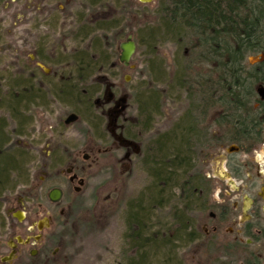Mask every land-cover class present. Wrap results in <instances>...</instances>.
<instances>
[{
  "label": "trees",
  "instance_id": "trees-1",
  "mask_svg": "<svg viewBox=\"0 0 264 264\" xmlns=\"http://www.w3.org/2000/svg\"><path fill=\"white\" fill-rule=\"evenodd\" d=\"M78 3L82 8L105 4L109 12L104 18H111L105 20L91 16L86 19L84 10L77 14L74 34L77 40L84 41V45L73 47L65 59L61 63L59 61V78L51 91L60 100L70 99L73 104L70 111L77 112L79 118L84 117V111L92 114V118L87 119L90 130L99 132L101 119L94 110L95 93L99 90L94 77L111 66L122 65L111 64L110 55L115 53L117 40L127 34L125 31L132 34L136 50L143 51L146 78L129 92L128 99L135 108L133 131L140 147V162L150 174V186L142 196H136L124 207L127 246H124L122 254L125 264H144L150 256L159 257V264H185L178 250L182 246L189 248L194 245L202 232L197 222L199 203L192 188L187 187L194 184V158L190 151L195 145L193 124L181 123L176 118L169 130L154 135L147 133L154 129L152 118L156 112H162L158 101L160 95L166 102L181 104L183 90L189 92V98L209 99L210 94L192 95L190 91L215 87L247 88L244 82L235 87L227 83L226 77L235 72L238 61V50H232L230 43L247 49L250 42L262 41L264 0H157L153 20L144 21L135 30L129 28L133 4L127 0H78ZM109 31L111 35L107 34ZM241 33L245 34L244 39L239 37ZM167 44L174 45L177 54L180 53L179 59L186 63L174 57L173 71L164 76L165 68L157 57ZM214 78L218 80V86ZM157 81L165 82V86L158 88ZM22 87L31 90L28 82ZM10 88L13 94L4 95V108L20 125L21 118L16 115L21 108L19 103L25 101L22 97L31 100L33 95L30 91L19 94V85L13 83ZM35 93L38 95L40 92ZM207 103L210 104L209 101ZM192 104L197 102L192 101ZM4 124L0 123V146L5 135ZM19 127L6 132L16 134ZM128 134L131 137V132ZM6 145L3 143L0 147V189L5 185L11 168H16L20 161L14 153H5L13 144ZM209 263L228 264L219 258Z\"/></svg>",
  "mask_w": 264,
  "mask_h": 264
},
{
  "label": "rangeland",
  "instance_id": "rangeland-1",
  "mask_svg": "<svg viewBox=\"0 0 264 264\" xmlns=\"http://www.w3.org/2000/svg\"><path fill=\"white\" fill-rule=\"evenodd\" d=\"M68 1L66 18L63 16V5L57 0H14L3 6L0 3V32L3 31L0 41L4 43V47H2V44L0 46V77L7 76L10 80L13 77H17L16 66L10 64V60L15 58V55L19 54L20 51L21 53L23 52L21 59L26 60L27 55L33 54L31 47L39 39L42 40L46 47L50 43V45H54L56 42L57 53H55V58L57 56L62 60L65 59L73 47H82L84 41L82 39L77 40L76 34H74V23L76 22L77 14L83 10L86 14V19L89 17L97 19L106 18L105 20L111 18L109 16L104 18L109 12L105 4L97 5L94 8H82L78 2L70 3L71 1ZM127 1L130 5L133 4L131 12L132 20L130 21L129 28L131 27L135 30L140 25L142 26L144 21L149 22L153 20L157 0H151L146 3H141L138 0ZM61 22L65 24L61 25ZM125 33L127 34L118 39L116 45H114L115 53L110 55L111 64L119 63L117 60L119 43L127 35L132 36L127 31ZM107 34L111 35L112 32L109 31ZM41 57L44 58V56ZM174 57H178L179 59L180 53L177 54V50L172 44L165 45L161 49L160 54H158L157 60H161L162 66L165 68V71H163L164 76L173 71L174 62H176L173 60ZM45 59L49 62L48 65H53L56 62V59L52 62L48 58ZM179 60L182 63H186L185 60ZM144 61L143 51L137 49L129 62L132 67L117 64L105 71H101V73L98 72L94 77L95 82L98 83L97 87L99 90L95 93L97 94L95 96L99 97L96 99V104L97 102L98 105L107 104L104 98L108 89L113 91L116 96L126 97L128 100L130 91L135 88L139 81L146 78V73H144L143 69ZM126 76L129 77L128 81H125ZM20 83L17 80L13 82L15 86L19 85L21 87ZM45 83L47 84V82ZM155 83L158 88L165 86V82L162 81ZM0 88L3 89V87ZM1 94L0 123H5V132L6 130H13V127L20 126L19 132L17 131L14 136L4 137L7 141L4 143L5 145L13 144V147H8L5 150V153H14L19 156L17 161H20L15 166L16 168L13 167L9 171L8 179L5 181L7 189L1 188L0 195L4 194V196L13 197L24 192H29L28 205L35 207L39 203L37 206L48 210L51 206L43 201L46 200L49 189L56 186L63 191L62 202H60L56 209L66 210L65 216L58 217V221L53 223L48 230L44 231L47 243H50L51 240V243H54L48 252L50 254L52 251L55 258H51V262H43L41 260L44 259L41 256H25L23 264H125V256L122 254L124 246H127L124 238V207L130 200L133 201V198L136 196H142L144 191L150 186V174L144 169L139 155L134 156L137 148L129 151L133 153L132 161L128 158H123L124 156H119L120 151L124 150V146L119 143L118 136L112 133L113 125L110 122L109 116H107V119L103 123V130L105 131L103 135L106 137L101 140L93 139L89 123L87 122V119L92 118V114L88 112L84 111V117L80 116L79 120L75 123L65 125L64 127L58 124L60 118H66L73 104L70 99L68 101L65 98L58 99L57 94H54L52 97L34 95L32 99L30 98L31 100L25 96L22 97L25 101L19 103V107L21 108L16 115L21 118V123L17 125L16 121L12 120L6 112L4 108L6 102L5 96ZM163 100L164 97L160 95L158 101L159 107H162V110H160L163 114L162 112H156L154 118H152L154 129L147 134L154 135V133L165 129V126L168 124L165 123L163 118L164 112L165 114H169L177 112L179 109V102H166L165 99L164 102L166 103L164 105ZM128 103V114H135V108L132 105L131 99H129ZM40 105L44 106L40 107ZM99 111L96 110L100 114ZM54 142L57 143L59 148L67 147L73 153V155L71 154L73 160L68 161V164L73 161L76 164V168L83 171L88 178L86 186L79 193H75L71 189L68 175L65 172H61L67 166L66 162L64 165H60L62 162H59V160V164H56V161L52 160L51 163L55 166L51 174L54 177L50 175L51 177L47 179L46 175L43 174V170L47 169L49 165L48 161L44 160L46 158L43 157L42 153L49 155V148ZM91 142H95L94 146L99 147L100 151L101 148H106L105 153L101 151L103 153L101 156L103 165L94 171L93 168L89 169L81 158L82 152H86L83 147ZM142 142V146H144V141L142 140ZM1 145L3 146V143ZM57 152V155H59L60 151ZM74 153H76L75 156ZM38 188L37 194L35 189ZM36 202L37 204L35 205ZM69 203L78 207V212L74 215L75 221L73 220L72 222L74 226L71 225L72 227H68L70 224L67 221L68 215H66ZM34 210L39 214L42 212L40 209H36V207ZM56 214L58 216V210H55ZM35 217H33V220L36 219ZM162 219L163 217L161 216L160 220ZM6 228L7 225L4 222L0 227V239L3 244L6 241ZM55 246H58L57 249H54ZM199 247L203 248L202 244L201 246L199 244H192L189 248L179 249L178 255L182 256L185 264H210L209 261L211 262L214 259L216 253L214 251L198 252L197 249ZM58 257H62V259ZM219 259L223 260L222 257H219ZM159 263V257L150 256L144 264Z\"/></svg>",
  "mask_w": 264,
  "mask_h": 264
},
{
  "label": "flooded vegetation",
  "instance_id": "flooded-vegetation-1",
  "mask_svg": "<svg viewBox=\"0 0 264 264\" xmlns=\"http://www.w3.org/2000/svg\"><path fill=\"white\" fill-rule=\"evenodd\" d=\"M11 1L14 0H0V3L3 6ZM57 1L63 5V16L66 18L69 1ZM70 1V3L78 2V0ZM63 24L65 23L63 22ZM63 24L61 22V25ZM2 32H0V36H2ZM239 37L244 39L246 36L241 33ZM1 44L4 47V43L0 41V46ZM50 44L46 47L39 39L35 45H32L33 54L27 55L26 60L21 59L23 54L21 51L10 60V64L16 66L15 71L18 76L13 78L10 76L11 80L7 76L0 77V87H3V89L0 88L1 95L13 94L10 86L15 80L21 82V86L27 82L31 86V90L19 87V94L30 91L34 96L37 95L35 91H38L40 93L37 96L52 97L54 95L51 88L56 86L59 78L58 64L63 60L57 56L55 58L56 42L54 45ZM230 46L232 50H238V61L234 67L235 72L226 77L227 83L235 87L238 83L244 82L247 83V88L221 89L215 87L211 90L190 91L192 95L210 94L209 99L189 98V92L183 90L184 96L178 111L169 114L164 112L163 118L168 125L163 130H169L176 118L181 123L187 121L193 124L192 130H194L195 136L192 140L195 145L190 151L194 158V184L187 187L192 188L199 203L197 222L200 223L202 232L195 239L194 245L201 246L202 244L203 248L199 247L198 252L214 251L216 256L212 262L222 257L228 264H264V38L261 42H250L247 49L240 45L236 46L235 43H230ZM45 58L51 62L56 59V62L53 65H48L49 62ZM215 77L218 76L215 75ZM213 81L218 86V80L214 78ZM98 98L94 99V110H100V114L98 112L96 114L101 119V130L99 132L92 131L93 139L101 140L106 137L103 135L105 133L103 123L109 116L113 125L112 133L118 136V140L121 141L119 143L124 146V150L120 149L119 156H124L123 158L132 161L133 153L129 151L137 148L134 156H138L140 148L136 134H134L135 131H133L136 122L135 114L129 115L127 112L129 99L127 100L125 97L123 104L119 100L120 96H116L113 91L108 100L104 98L106 105H98V102L96 104ZM192 101L197 104H192ZM122 105H124V109H121ZM43 106L40 105V107ZM104 107L106 108L104 109ZM64 120L65 117L64 119L60 118L58 124L63 127L71 124H66ZM75 122L77 120L72 123ZM128 132H131V137ZM4 134V137L15 135V133L10 135L9 132ZM189 140L191 139L189 138ZM2 142L6 143L7 141L3 138ZM94 143L91 142L83 147L86 152L81 154L85 165L89 169L93 168V171L103 165L101 156L106 151V148H101L103 152L101 153L100 148L94 146ZM49 151V155L42 153L46 158L44 160H47L49 165V170H47L48 168L43 170V174L47 179L51 176L54 177L51 174L55 166L51 163L52 160L56 161V164H59V160L62 162L60 165H64L66 162L67 166L61 172L68 175L71 189L75 193H79L86 186L88 178L83 171L76 168L73 161L68 164V161L73 160L71 158L73 153L67 147L59 148L55 142L51 144ZM57 151H60L59 155H57ZM100 153L101 155H99ZM75 155L76 153H74ZM68 168L70 172L67 173ZM3 188L7 189L6 185L2 186ZM52 188L57 187L53 186L50 189ZM38 190L39 188L35 189L37 194ZM61 192V199L57 202L50 201L46 195V200L43 202L51 206L48 210L37 206L39 203H35V205L37 204L36 209L42 211L40 214L34 210V206L28 205L29 192L13 197L0 195V227L4 222L7 225L5 243L3 244L0 239V264H23L25 256H41L44 259L41 261L44 262L52 261L51 258H55L52 251L50 254L48 252L54 243H51L52 240L47 243L44 231L56 223L58 217L65 216V209H56L62 202L63 191L61 190ZM69 205L66 214L70 224L68 227L72 225L73 220L75 221L74 215L78 212V207L71 203ZM55 210H58V216L55 215ZM33 217L36 219L33 220ZM43 217L47 218L48 225H42V228L38 230L37 221ZM36 235L37 239H34L33 237ZM16 236L23 239L29 237V241L18 243ZM57 247L55 246L54 249ZM180 249H185V247L182 246ZM33 251L34 253L31 254ZM58 258L62 259V257Z\"/></svg>",
  "mask_w": 264,
  "mask_h": 264
},
{
  "label": "water",
  "instance_id": "water-1",
  "mask_svg": "<svg viewBox=\"0 0 264 264\" xmlns=\"http://www.w3.org/2000/svg\"><path fill=\"white\" fill-rule=\"evenodd\" d=\"M141 3H146V2H150L151 0H138ZM119 48V54H118V61L124 65V66H129V61L132 57V55L134 54L135 50H136V43L133 40L131 35H127L125 40L120 42L118 45ZM130 67H132V65H130ZM128 76L125 77V81H128ZM112 95V92L110 89H108L106 91V97L105 99L108 100ZM120 102L124 104L125 102V97H120L119 98ZM121 109H124V105L121 106ZM78 118V115L74 112H71L67 115V117L65 118V123H72L74 121H76ZM67 173L70 172V169L68 168ZM48 199L52 202H57L60 200L61 198V190L59 188H52L48 194ZM19 219H21L19 217ZM34 224V223H33ZM42 225L47 226V218L43 217L42 219H40L39 221H37V229L40 230L42 228ZM34 239H37V235L33 237ZM16 240L18 243H27L29 241V237L26 238H20L19 236H16ZM10 246H12V244H10ZM34 251L31 253L33 254Z\"/></svg>",
  "mask_w": 264,
  "mask_h": 264
}]
</instances>
